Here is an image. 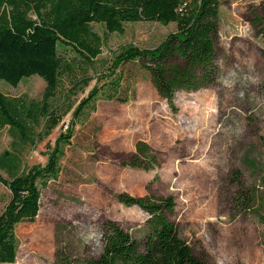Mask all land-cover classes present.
<instances>
[{
  "label": "rangeland",
  "instance_id": "374dc122",
  "mask_svg": "<svg viewBox=\"0 0 264 264\" xmlns=\"http://www.w3.org/2000/svg\"><path fill=\"white\" fill-rule=\"evenodd\" d=\"M256 17H264V0H219L215 85L177 92L170 106L147 73L137 64H124L117 70L123 77L119 99L98 100L75 126L71 111L42 141L16 150L22 167L44 166L58 139L71 135L57 179L41 190L38 216L15 229L14 264H85L101 253L106 220L142 244L148 216L121 204V193L172 198L170 220L207 264H264V225L252 215L237 214L232 204L235 173L245 186L263 182L264 195V38ZM92 29L103 39L101 54L61 87L70 90L90 78L83 90L65 93L73 109L110 80L115 53L128 45L155 47L175 25L130 23L123 35L107 33L102 25ZM64 55L75 57L69 51ZM44 87L38 76L16 88L0 81V94L38 101ZM12 143L7 128L0 129V154L13 151ZM138 144L148 146L146 156L138 153ZM132 161L149 163V170L131 167ZM1 176L9 179L5 172ZM9 198L0 183V213Z\"/></svg>",
  "mask_w": 264,
  "mask_h": 264
},
{
  "label": "trees",
  "instance_id": "16d2710c",
  "mask_svg": "<svg viewBox=\"0 0 264 264\" xmlns=\"http://www.w3.org/2000/svg\"><path fill=\"white\" fill-rule=\"evenodd\" d=\"M218 17L219 0H0V81L14 88L32 76L45 82L38 101L0 94V129L7 128L14 148L0 154V183L10 193L0 213V264L15 263V229L38 216L41 190L57 179L63 146L71 135L58 139L44 166L22 167L16 150L33 140L42 141L71 111V125L75 126L88 118L87 110L93 112L98 100L119 99L123 77L117 70L124 64H137L147 73L156 93L170 106L177 92H196L215 85L219 74ZM255 20L264 38V17ZM137 22L173 23L175 31L155 47L128 45L115 53L108 68L110 80L95 86L73 109L65 93L83 90L90 78H83L70 90L61 87L77 70L85 72L83 66H91L102 52L103 39L92 25L123 35L125 24ZM68 51L75 55L73 59L65 57ZM148 152L147 145L138 144V153L146 156ZM130 166L149 170L150 164L132 161ZM1 172L9 179H3ZM235 174V212L252 215L264 225L263 182L245 186ZM117 200L147 214L144 240L137 243L117 223L106 220L101 253L85 264H207L193 253L170 220L175 207L172 198L121 193ZM262 240L264 245V235Z\"/></svg>",
  "mask_w": 264,
  "mask_h": 264
}]
</instances>
